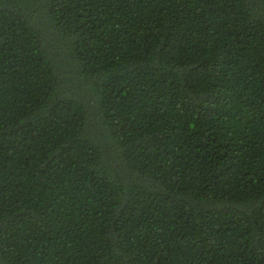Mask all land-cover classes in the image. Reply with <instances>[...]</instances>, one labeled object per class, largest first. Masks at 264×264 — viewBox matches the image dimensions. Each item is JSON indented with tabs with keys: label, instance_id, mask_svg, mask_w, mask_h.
Wrapping results in <instances>:
<instances>
[{
	"label": "trees",
	"instance_id": "trees-1",
	"mask_svg": "<svg viewBox=\"0 0 264 264\" xmlns=\"http://www.w3.org/2000/svg\"><path fill=\"white\" fill-rule=\"evenodd\" d=\"M0 264H264V0H0Z\"/></svg>",
	"mask_w": 264,
	"mask_h": 264
}]
</instances>
